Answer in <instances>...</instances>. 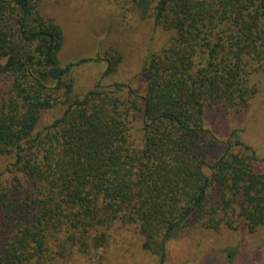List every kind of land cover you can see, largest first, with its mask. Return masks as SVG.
<instances>
[{
  "label": "trees",
  "instance_id": "trees-1",
  "mask_svg": "<svg viewBox=\"0 0 264 264\" xmlns=\"http://www.w3.org/2000/svg\"><path fill=\"white\" fill-rule=\"evenodd\" d=\"M130 1L173 32L144 59V90L96 83L78 96L72 70L87 59L60 63L63 32L39 0H0V155L13 159L0 170V264L88 254L116 222L161 258L191 217L218 228L214 188L249 232L264 225V156L231 133L208 161L221 143L203 126L205 106L243 107L257 93L264 0ZM120 61L107 57L105 74Z\"/></svg>",
  "mask_w": 264,
  "mask_h": 264
},
{
  "label": "rangeland",
  "instance_id": "rangeland-1",
  "mask_svg": "<svg viewBox=\"0 0 264 264\" xmlns=\"http://www.w3.org/2000/svg\"><path fill=\"white\" fill-rule=\"evenodd\" d=\"M39 8L63 32L60 63L87 59L72 70L74 92L78 96L96 83L130 84L143 91L145 79L139 72L144 59L166 47L173 35L172 31L155 25L151 16H143L130 0H39ZM111 54H119L121 61L115 72L105 74L107 57ZM250 79L257 93L246 106L228 110L205 106L203 126L221 143L208 151V161L222 153L224 144L233 141L231 133L264 156V73H254ZM57 115V109L45 111L38 129ZM12 160L9 155H0V170ZM259 168L264 171V166ZM205 171L209 172L207 168ZM218 199L214 188L208 212L216 210L213 217L218 228L203 227L191 217L175 237L164 243L161 258L142 247L141 236L134 226L116 222L101 248L85 255L73 249L66 257H57L49 264H264V225L249 232L237 214V201L225 208ZM209 216L204 219L208 225Z\"/></svg>",
  "mask_w": 264,
  "mask_h": 264
}]
</instances>
